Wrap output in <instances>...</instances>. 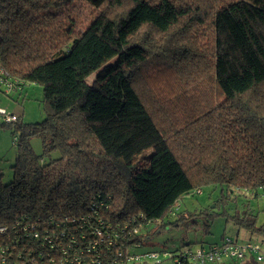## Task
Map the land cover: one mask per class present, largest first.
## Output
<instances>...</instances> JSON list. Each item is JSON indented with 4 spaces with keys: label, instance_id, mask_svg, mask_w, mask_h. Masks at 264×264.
I'll return each mask as SVG.
<instances>
[{
    "label": "trees",
    "instance_id": "1",
    "mask_svg": "<svg viewBox=\"0 0 264 264\" xmlns=\"http://www.w3.org/2000/svg\"><path fill=\"white\" fill-rule=\"evenodd\" d=\"M0 67L17 80L5 96L39 84L46 111L0 117L16 148L0 264L45 252L24 235L35 220L40 236L61 223L80 236L99 218L143 245L141 228L179 225V202L205 187L219 210L198 213L203 227L224 215L264 238V0H0ZM181 247L168 264H192Z\"/></svg>",
    "mask_w": 264,
    "mask_h": 264
},
{
    "label": "built area",
    "instance_id": "2",
    "mask_svg": "<svg viewBox=\"0 0 264 264\" xmlns=\"http://www.w3.org/2000/svg\"><path fill=\"white\" fill-rule=\"evenodd\" d=\"M16 81L11 79L0 67V89L3 92L11 91ZM0 117L3 122L16 119L13 113H7L1 107ZM198 192L200 191L198 190ZM82 220L83 224L78 221L79 225L87 224L88 230L81 233L80 236L69 229H65L64 223L56 224L58 228L54 231H43L41 236L38 228L41 221L35 220L37 222L28 224L24 227V231H26L24 235L32 237V240L41 237L45 252L32 248V255L28 252V256H23L22 261L15 264H150L149 261L159 264L161 263L160 255L165 259L174 257V260H177V256L180 255V251L172 254L171 251L167 250L137 252L140 244L125 243V240H128L129 232H120L123 231L121 230L122 226L119 228L105 224L99 218L94 221L98 224L87 223L84 218ZM44 228L46 227L44 226ZM117 229L120 230L117 231ZM6 230V227H0V233H4ZM221 239L219 243L199 244L193 248L183 245L181 256L188 257L192 264H212L222 258L241 260L253 255L252 257L258 263L264 264V248L260 243L251 240L238 241V239L230 236H224Z\"/></svg>",
    "mask_w": 264,
    "mask_h": 264
},
{
    "label": "rangeland",
    "instance_id": "3",
    "mask_svg": "<svg viewBox=\"0 0 264 264\" xmlns=\"http://www.w3.org/2000/svg\"><path fill=\"white\" fill-rule=\"evenodd\" d=\"M92 74L86 81H90ZM22 94L5 96V93L0 91V107L5 109L7 113H15L21 116L22 121L27 123L39 122L46 116V111L43 102L42 87L39 84L26 83L22 87ZM2 119L0 118V173H2V180L9 182L12 179L11 165L14 162L16 148L13 145L12 127L2 126ZM30 146L35 154H40L42 150L41 140L39 137L30 138ZM149 153V152H148ZM59 156L57 151H52L49 157L56 158ZM218 194V190L212 191L209 187L202 188L200 193L191 192L186 195L179 202L182 214L185 216L182 223L179 225H168L161 231L155 229L156 224L150 223L145 228H141L140 232L144 233L141 238L143 245L137 249V252L148 250H167L173 251L186 244H209L219 243L220 238L230 236L238 239V241L251 240L261 243L264 248V238L258 234H247L243 230H238L236 226L230 221L226 220L224 215H216L212 219L210 226L203 227L205 223V216L198 214L200 211L213 210L218 212L219 208H215L214 200ZM235 204H228L227 209L229 213L233 212ZM217 206V205H216ZM255 212H258V224L264 225V196L252 202ZM209 209V210H208ZM237 209H240L239 203ZM175 216L167 217L164 221H173ZM238 230V235H237ZM149 231V235H146ZM227 259V258H224ZM223 259V260H224ZM162 264H168V260L160 255ZM231 260V259H230ZM150 264L153 261H149Z\"/></svg>",
    "mask_w": 264,
    "mask_h": 264
},
{
    "label": "crops",
    "instance_id": "4",
    "mask_svg": "<svg viewBox=\"0 0 264 264\" xmlns=\"http://www.w3.org/2000/svg\"><path fill=\"white\" fill-rule=\"evenodd\" d=\"M247 233V232H246ZM239 233H238V230H237V235H238ZM234 238H236V236L234 237ZM237 239V238H236ZM248 240V239H247ZM244 241V240H243ZM255 242H257V241H255ZM259 243V242H258ZM261 244V243H260ZM248 257H250V256H248ZM248 257H246V258H248ZM230 259L229 258H227V259H224L223 260V258L222 259H220V260H218L215 264H229L230 263Z\"/></svg>",
    "mask_w": 264,
    "mask_h": 264
}]
</instances>
